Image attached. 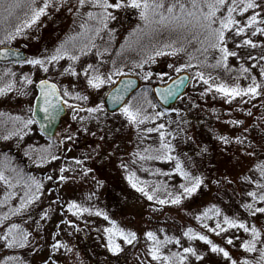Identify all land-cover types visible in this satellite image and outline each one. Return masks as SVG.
Returning <instances> with one entry per match:
<instances>
[{
	"label": "rangeland",
	"instance_id": "obj_1",
	"mask_svg": "<svg viewBox=\"0 0 264 264\" xmlns=\"http://www.w3.org/2000/svg\"><path fill=\"white\" fill-rule=\"evenodd\" d=\"M36 2L39 4L43 0H36ZM56 2L58 5L56 8L50 7L35 25L26 29L24 36L18 37L11 43V46L26 49L28 59L33 56L49 55L68 35L80 31V17L76 15L75 10H68L76 4V0H64L63 4L60 0ZM250 14L251 10L241 17L246 19ZM134 15L131 9L118 10L116 20L110 24V27L116 28L114 39H109L107 30L103 31L95 40L99 48L111 49L119 43L126 30L137 22L138 18ZM250 33L254 40L264 41V33H254L251 27ZM96 51L94 49L77 62H72L65 57L59 61V68H50L47 73L42 68L28 63L0 65V88L4 87L2 84L4 79L8 82L19 79L11 91L0 94V150H5L3 148L17 150L24 155L23 159L29 160V166L32 169L37 168L39 172L45 173L40 199L33 201L29 210L24 213L25 219L30 217L35 220L29 221L27 225L32 233L30 246L36 249L31 259L33 258L36 264H45V262L47 264H94L90 257L92 256L103 259L109 264H114L116 260H121L124 264H149V262L160 264L150 255L151 249L145 241V232L163 219L185 222L192 209L210 205L216 186L224 185L229 180L230 183H234L240 174L250 168L253 161L249 155L253 153V148L248 146L249 141H257L260 135L264 134V95L259 100L247 96L248 100L245 97H236L228 101L216 90L205 93V86L191 72L193 75L191 85L175 108L166 111L165 116L157 120L144 121L140 129H137L119 111L109 113L104 108L99 113H89L74 107L76 103H80L85 108L99 104L109 87L116 81L114 79L112 84L104 85L100 89L85 86L82 68L87 63L97 65L101 72H107L112 68L110 52L104 54V61H100ZM69 63H74L77 71L81 73L79 76L72 75L70 72L60 74ZM169 64H177L174 57L165 55L159 58L153 64L155 72L151 78L145 80L144 75L141 74L143 84L152 85L156 82L163 84L178 74L168 67ZM256 71L259 75L261 74V71ZM160 72L169 73V75L157 78L156 73ZM25 74L31 76L33 84L29 85L22 79ZM42 78H50L61 87L67 85L69 90L82 91L89 97L87 101L70 98L73 101V107H68L67 114L55 136L50 140L42 135L36 122L29 126L33 129L32 131L25 129V135L21 136L18 131L20 122L15 120L16 116L32 115L28 112V106H33L37 94L35 81ZM192 91L201 94L200 107L193 112L198 124L201 125L200 129L196 121L191 123L184 110ZM158 110L161 108H151L149 111ZM74 113L77 114L75 119ZM81 116L86 118L81 120L79 118ZM236 120L243 123L237 124ZM161 123L167 125V128L162 130L167 132L164 141L168 140L169 134L174 133L176 136L174 140L179 146L176 154L185 155V157L182 156V160L191 164L192 159L186 158L182 149L187 148L188 153L191 151L192 163H194L192 169L204 177V183L196 193L191 197L186 196L180 204L167 208L156 206L155 201L149 200L128 180L130 171H134L137 176L142 174L145 165L137 164L138 155L149 143H155L160 139L159 131L145 133L142 129L158 128ZM64 136H72V139L63 140ZM221 136L226 137L229 142L225 143L220 139ZM236 137H240V141H237ZM46 154L57 158L49 157L44 163H39L38 158L41 155L46 158ZM60 176L67 179L61 180ZM180 181L179 174H175L172 183L178 191L181 190ZM153 187L149 184V188ZM5 189L6 185L0 181V194L4 193ZM14 192L16 195L11 196L8 203L18 204L21 192L20 190ZM193 199L197 200L192 203ZM72 200L93 211L76 215L67 208V204ZM195 202H200L202 205H197ZM190 203L192 205L187 207ZM96 209L103 210L108 215L101 216ZM45 212L48 216H44ZM69 220L74 223L69 224ZM113 221L116 222L115 225ZM117 226L137 234V239L132 244L124 242L123 238H116L122 247L118 255L109 251L111 249L108 246L107 233L108 228ZM140 238L141 241H139ZM57 240L62 243L57 246L58 250L53 251L52 245ZM37 245H39L38 248ZM196 246L199 251L205 253L204 263L228 264V261L220 255L211 253L205 243L198 241ZM116 257L119 258L116 259ZM189 260L190 264L202 263V260L198 261L194 256H190Z\"/></svg>",
	"mask_w": 264,
	"mask_h": 264
},
{
	"label": "snow or ice",
	"instance_id": "obj_2",
	"mask_svg": "<svg viewBox=\"0 0 264 264\" xmlns=\"http://www.w3.org/2000/svg\"><path fill=\"white\" fill-rule=\"evenodd\" d=\"M64 0H60L63 4ZM56 0H43L42 3H37L36 0H0V57L7 59L9 56L20 57L21 53L18 49L12 48L10 45L13 41H16L18 37L26 34V29L31 28L33 25L45 15L50 7L56 8ZM27 9L23 13V18H19L17 15L18 10ZM133 10L139 17L140 23L136 24L134 28L129 31L125 38V43L121 44L120 51L123 52L125 48L132 49L139 53V59L128 58V62L132 67H128L126 64H117L116 60L111 61L112 68L107 72H101L97 65L93 63H87L82 68L83 77L85 79V86L93 89H100L104 85L112 84L114 79H119L121 76L128 72H135L137 68L144 69L145 65L155 63L157 58L163 57L166 54L172 57H177L180 53H185L186 62L169 64L168 67L173 69L175 73H180L185 69H193L194 65H210L214 67L228 68L229 56L238 55L234 50L228 47V41L233 37L229 36V30H232L236 37H241L236 40L235 43L239 45H248L253 48L259 43L261 47H264V41H257L247 35L249 28L254 29V33H264V0H190V3L182 2V0H171L166 3V0H76V4L68 8L69 11L75 10L76 15L81 19L80 31L71 33L65 40L61 41L49 55L47 56H33L30 59H19L17 63H28L33 66H37L43 69L45 73L49 72L50 68H59V61L67 57L72 62H77L82 56L91 53L96 49V55L100 61H104V54L110 52L109 47H103L102 49L95 43L97 37L101 36V33L105 30L109 33V39H114L116 28L110 27L112 21L116 20V13L118 10ZM225 10L226 14H221V10ZM251 10V14L247 15L246 19H237L236 14L248 13ZM86 18V19H85ZM14 19H19V23H13ZM94 21L95 23H91ZM168 31L169 38L164 40L160 36L163 31ZM243 34V35H242ZM84 38V39H78ZM192 41H195L199 47L193 48L192 51H188ZM213 52H216L218 59L209 60V57L213 56ZM200 57H203L201 59ZM249 59H252L250 56ZM264 59V57H261ZM9 71H11L9 69ZM70 72L72 75L79 76L81 73L77 71L74 63H69L67 67L63 68L60 72L61 75ZM195 78L198 81H203L208 87H205L204 92H212L216 90L221 95L225 96L228 101H232L236 97L243 98L244 96L256 97L264 95V81L257 79L255 75H251V83L244 86L239 82L228 83L227 81L217 77L213 79V75L206 71L201 70V67H195ZM244 72H251V69L241 64V74ZM261 74L264 75V68H261ZM144 79L148 80L154 73L149 69L143 73ZM169 73H156L157 78H162ZM22 79L29 85L34 81L29 74H25ZM39 91V95L36 100L42 102V108L44 118L46 121H55L59 118L60 113L64 111L65 106L72 108L73 101L70 99L75 97L77 100L87 101L89 97L82 91L69 90L67 85L61 87V85L54 83L50 79H40L35 81ZM185 83L184 76H178L171 85L167 88L157 89L161 93L160 99L167 100L177 94V91ZM134 84V81L127 80L121 84L119 88H113L109 93L112 102L114 104H122L119 108V112L127 118L129 122L135 125L137 129H140L141 124L144 121L157 120L160 117L165 116L167 109H161L158 111L147 112L145 110V104L150 105L153 109L157 108V104L153 103L150 99L146 98L143 102H138L137 97L133 96L130 100H125L128 95L130 86ZM15 85V81H11L10 84L0 88V94L6 91H11ZM27 95L28 93H23ZM74 107L80 111H87L89 113H99L105 108V102L101 100L99 104L85 108L80 103H76ZM35 108L32 105L28 106V112L32 113L31 116H16L15 120L20 122L19 134L25 135V129L32 131L29 127L36 122L35 120ZM245 111H248L245 109ZM76 113L73 114V118H76ZM84 120L86 117H79ZM98 118V117H97ZM235 123L240 124L243 121L236 120ZM167 128L166 124H159L158 128H144L143 132L159 131L161 144L159 149L153 146V150L157 153L155 158L159 160H172V149L174 145L172 143H165L166 131H162ZM44 129V125L41 124V130ZM72 136H64L63 140H71ZM220 139L225 143L229 141L226 137L221 136ZM240 141V137L235 138ZM246 151V149H245ZM253 155L255 153H252ZM51 159H56V156L49 154ZM7 159V158H6ZM45 157L41 155L38 158L39 163L45 162ZM75 159V158H74ZM143 159V156L141 157ZM177 164L172 171L179 172V174L185 178V183L180 184L182 191L168 192L167 186L164 187V191L167 192L166 196L158 194L160 185L157 184L155 188H149L147 181L141 180L137 177L134 171H130L128 174V180L132 182L134 188H138L141 193H144L149 200H157L159 204H180L185 197H191L194 193L200 189L204 183L203 175H194L191 171L184 167L183 161L179 156L175 157ZM66 167V166H65ZM126 167V166H125ZM260 169V174L264 175V161L255 165ZM15 171V169H13ZM87 170V169H86ZM63 172V168L61 169ZM159 171V170H158ZM51 179V177H48ZM61 180L67 179V177L60 176ZM244 179H251V177H244ZM0 181H3L5 185L15 187L16 184L25 183L29 185L28 191L25 192L23 197H20V203L8 208V211L0 212V226H5L9 217H15L18 214L23 215L29 210V206L33 201L41 195L40 189L43 188V184L35 177H29L27 180H22L19 176L15 179L12 176L7 175L4 171L0 170ZM254 183H260L254 181ZM32 186H35V190H32ZM9 195H16L15 192L5 193L7 198ZM255 198L254 201L245 203L243 207L247 209L251 216H255L256 213L264 214V206H257V202H264V192L252 191L250 193ZM59 199V198H58ZM0 203H8V200L0 201ZM155 207V206H154ZM67 208L80 215L84 212H91L93 209L81 205L76 200H72L67 204ZM101 216H107V212L96 209ZM216 217L215 225L208 223L209 215ZM44 216H48L45 212ZM30 218V217H29ZM197 219L200 220L204 227L210 229L212 233H223L228 228L243 229L245 233L250 234V237L244 239L240 247L246 250L247 253H259L258 258H251L248 255L243 256V264H264V230L258 227L254 221L240 218L237 216H230L228 214L222 215V210L216 204L210 205L205 211L201 212ZM69 224L74 223L69 220ZM115 221L113 224L115 225ZM109 247L112 252L117 253L122 251L121 244L116 241L115 236L123 237L124 241L128 244H132L137 239V234L131 230H125L120 227H110L107 229ZM114 234V235H113ZM145 235L153 241L149 245L151 252L150 255L160 264H190L189 256H194L196 260H202L205 256L203 251H199L194 246L184 247L182 251L165 252L163 251L164 245L169 240H174L177 244L180 243V238L177 236L169 237L165 234L164 239L161 240L157 233L153 230H148ZM183 235L189 238H199L201 241H205L213 253L222 254L227 259L228 264H240L227 247H223L220 243L215 242L210 235L203 231H197L189 227ZM32 233L23 226L22 223L8 222L6 226L0 231V242L3 243L6 249L24 248L30 245ZM228 244H232L236 239L233 235L226 237ZM62 242L57 240L52 245L53 251L58 250L57 246ZM261 247H257V245ZM37 248L39 245L36 246ZM36 249L34 248L33 251ZM70 251V249H69ZM28 264L22 258H18L16 255L5 256L3 260H0V264ZM47 264V262H45ZM151 264V262H149Z\"/></svg>",
	"mask_w": 264,
	"mask_h": 264
},
{
	"label": "trees",
	"instance_id": "obj_3",
	"mask_svg": "<svg viewBox=\"0 0 264 264\" xmlns=\"http://www.w3.org/2000/svg\"><path fill=\"white\" fill-rule=\"evenodd\" d=\"M168 2H171V0H166V3H168ZM182 2L190 3V0H182ZM25 11H27V9L22 8V9L18 10L17 15L19 16V18H21V19L23 18V13ZM131 11L133 13H135L133 10H131ZM221 14H226L225 10L222 9ZM134 16L136 18H138L137 22L133 23L132 27L130 29L126 30V32L122 36V39L119 41V43L115 44L111 48L110 57H109L110 63L113 59H115L118 65L119 64H126L128 67H132V65L128 62V58L129 57H131L132 59H139L140 58L138 52H136L132 49H128L127 47L125 48V50L123 52L120 51V46H121V44L125 43V38L127 37L129 31H131V29L134 28L136 26V24L140 23L138 15L135 13ZM236 16H237V19H242L241 16H243V14L237 13ZM13 23H19V19H14ZM0 27L2 28V25H0ZM228 35L233 37L232 40L228 41V47L231 50H234L238 53V55L229 56L228 68H225L223 66L214 67V66H210V65H194V68L195 67H201V70L206 71L208 73H211L213 75L214 80L217 77H219L220 79H223L230 84L239 82L241 85H244V84L248 85L249 83L252 82L250 79L251 75H255L257 77V79L264 80V75H262V74L259 75L258 71H256V70L261 71V68H264V59H261V57H264V47H261L259 43L257 44V46L255 48L248 46V45H239L238 46L235 43V41L240 39L241 37H236L232 30H229ZM247 35L253 39V36H251V33H250V28L247 32ZM262 35L263 34H261V36ZM160 37H162L164 40H167L169 38L168 31L165 30L162 33H160V36L158 38H160ZM196 47H199V45L195 41H192L191 45L188 48V51H192V49L196 48ZM256 49L258 51H255ZM166 55H168V54H166ZM250 56L252 57V59H249ZM159 58H161V57H159ZM159 58H157V60ZM200 58L203 59V57H200ZM174 59L176 60V63L186 62V55H185V53H180L177 57H174ZM213 59H218V55L216 52H213V56L209 57L210 61ZM153 64L154 63L145 65L144 69L137 68L135 72L139 73V74H143L144 71L149 70V69L152 72H155ZM241 64L250 68L251 72L250 73L244 72L243 74H241ZM0 65L12 66L13 63L0 64ZM194 68L193 69H185V70H188V71L195 74ZM3 81H4V83H2V84H4L3 86L11 83V81L8 82L6 79H4ZM17 81H19V79L15 81V84ZM201 83L203 84V86L208 87V85H206L203 81H201ZM145 90H147L146 98L150 99L153 103L157 104V107H159L158 103L156 102V100L153 97L151 88L149 86L143 87L134 95L137 97V101L143 102V100L145 99ZM200 97H201V94L199 92L192 91V94L189 97L188 105H186L184 108L185 112H187L186 113L187 116L191 120V123L192 122L194 123V121L197 122V119L194 116L193 112L196 111L197 109H199V107H200L199 104L202 101V99ZM244 97L246 100L249 99V98H247V96H244ZM254 98L256 100H259L262 98V96H256ZM151 108L152 107L150 105L145 104V110L147 112H150L149 110ZM174 108H175V106L172 107L171 109H169L168 111H171ZM196 124L198 125L197 127L200 129L201 125L198 124V122ZM169 135L167 137L168 140H166L164 142L165 143H172L174 145V147L172 149V155H173L172 160H159V159L155 158L157 153L153 150V146H155L156 149H159V145L161 144V143H159V141H161V139H159L155 143H149L146 146V148L143 150V152L138 155L139 159L137 161V164H143L144 163V165H145L144 169L142 171V174L140 173L139 174L140 176H137V177H139L143 181H147L148 187L150 184L151 187L154 186L153 188H155V186L157 184H159L160 188H159L158 194L161 196L167 195V192L164 191L165 186H167L168 192H177L178 191V189H176L175 186H173L172 181H173L174 175L179 174V172L172 171V169H174L176 167V164H177V161L175 159L176 156H179L181 161H183L182 156L185 157V155H181V154L177 155L176 154V151L179 147L177 145L176 141L174 140V138L176 136L174 133H171ZM248 146L253 148V153H255L254 155L252 153L249 155L253 161V163L250 165V168L248 170H246L244 173L240 174L238 176V179H235L234 183H230L229 182L230 180H229L228 182L224 183V185L221 184L219 187L216 186L215 190H214V194H212L213 201L210 203V205H212V204L218 205L220 207V209L222 210V215L223 214H228L230 216H237L238 215L240 218H244V219H248L250 221H254L258 227H261L262 230H264V214L256 213L255 216H251L248 213L247 209H245L243 207V205L245 203H248V202L255 200V198L250 195V193L252 191H256L258 193L264 192V175H261L260 169L255 167V165L261 163V161H264V134H261L260 138L257 141L250 140ZM186 149L187 148L183 147L182 153L186 154V158L192 159V161L190 160L192 165L189 162L186 163L187 161H183L184 167L186 169H188L189 171H191L194 175H199L198 173H196L192 169V166L194 165V163H192L193 162V158H192L193 154L191 151L188 153V151ZM142 156H143V159H141ZM26 161H28V160L21 158V156H19L13 150L10 152L5 151V150H0V170L4 171L9 176H12L14 179L17 176H19L22 180H27L29 177H35V178L38 177L39 178L38 180H40L42 182V180L44 178V176H43L44 174L39 172V170L37 168L32 169L29 166V161L28 162H26ZM13 169H15V171ZM244 177H251V179H244ZM179 179L181 180L180 184L186 182L185 178L182 177L180 174H179ZM254 181H259L260 183H254ZM28 189H29V185L25 184V183L16 184L15 187H10L9 185H6V189H5L6 191H4V193L0 194V201H4L5 199H7L9 202V199L12 195H9L6 198L5 193L6 192L12 193L14 191L17 192V190H20V192H21L20 196H19V199H20V197H23L25 195V192L28 191ZM32 190L33 191L35 190V186H32ZM210 190H211V188H210ZM179 191H182V189ZM40 192L42 194L43 188L40 189ZM212 193H213V191H212ZM40 196H38L36 200L40 199ZM195 200H197V199H193L192 203H194L193 201H195ZM153 201H155L156 206H160L162 208H165V207L167 208V207H171L174 205V204H163V205H161V204H159V202L157 200H153ZM19 203H20V201H19ZM156 203H158L159 205ZM18 204L0 203V212L6 213L8 211L9 207H11L13 205H18ZM195 204L202 205V203H200V202L199 203L195 202ZM189 205L191 206L192 204L191 203L188 204L187 207ZM210 205L205 206L204 208L192 209L189 212V217H187L185 222H181L180 220L179 221H177V220L172 221V220H168V219H166V220L163 219V221H159V223L155 227H153L152 229H149V230L155 231L161 240L164 239L165 234H167L169 237L177 236L180 238L179 244H177L174 240H169L163 247V251H165V252L182 251V249L184 247H188V246L197 247L196 242H198V241L205 243L210 249V246L205 241H201L198 237L197 238H189L188 236L183 235V233L189 227H191L197 231L205 232L206 234L210 235L211 238L215 242L220 243L223 247H227L230 250V252L232 253L233 257H235L238 261H240V264H243V256H245V255H248L251 258H258V256H259L258 252L257 253H247L246 250H244L243 248L240 247L243 240L250 237V234L245 233L243 231V229L228 228L226 232L217 234V233H212L210 231V229H207L204 227V224L200 220L197 219V216L201 212L205 211V209H207ZM257 206H264V202H257ZM200 207H202V206H200ZM215 220H216V217L211 216V214H210L209 218H208V223H210L214 226ZM29 221L33 222L35 220H33L32 218H29V217H27V219H25L24 214L23 215L18 214L15 217H9V219L6 221V224L8 222L22 223L23 226L29 230V228L27 227ZM35 223L38 225L37 222H35ZM6 224H5V226H6ZM5 226H0V231H2ZM29 231H31V230H29ZM228 235H233L236 237V239L233 240L232 244H228V242H227L226 237ZM114 238L116 239V238H123V237L114 235ZM144 238H145V241H146L148 246L151 243H153V241H151L146 235H144ZM123 241H124V239H123ZM139 241H141V238L139 239ZM124 242H126V241H124ZM257 247L259 248V247H261V245L258 244ZM109 251H111V250H109ZM117 253L119 254V252H117ZM117 253H114V254H117ZM211 253H213V252L211 251ZM32 254H33V247L30 245L27 247H24V248L6 249V248H4L3 243L0 242V260H3L5 256L16 255L18 258H22L24 261H27L28 264H36L33 262V258L31 259ZM213 254L215 255V253H213ZM216 254L223 257L222 254H219V253H216ZM90 257H91L92 261L94 262V264H109V263L103 261V259H97L95 257L93 258L92 256H90ZM117 258H119V257H116V259ZM189 258H190V256H189ZM224 259L227 260L226 258H224ZM204 262H205V260L203 259L202 263L198 262V264H207ZM158 263H160V262L158 261ZM11 264H15V262H11ZM114 264H124V263L121 260L120 261L116 260V261H114ZM208 264H210V263H208Z\"/></svg>",
	"mask_w": 264,
	"mask_h": 264
},
{
	"label": "water",
	"instance_id": "obj_4",
	"mask_svg": "<svg viewBox=\"0 0 264 264\" xmlns=\"http://www.w3.org/2000/svg\"><path fill=\"white\" fill-rule=\"evenodd\" d=\"M2 47V46H1ZM12 47V46H11ZM15 48V47H12ZM18 49V48H15ZM21 53L20 57H16V56H9L7 59L0 57V62H7V61H17L19 59H24L27 58V52L23 49H18ZM178 76H184L185 77V83L183 84V86L177 91V94L175 96L170 97L167 100H161L160 99V95L161 93L159 91H157V89H163V88H167L169 85L172 84V82L178 77ZM132 80L134 81V84H132L130 86L128 95L125 97V100H128L131 95L136 92L139 87L141 86V78L138 75L135 74H124L123 76H121L116 83L107 91L105 97H104V102H105V106L106 109L108 111H116L117 109H119L122 104H114L112 102L111 96L109 95V93L112 91L113 88H119L121 86V84L127 80ZM190 80H191V74L187 71L181 72L179 73L177 76L173 77L169 82H167L166 84H154L152 89H153V94L156 98V100L164 107V108H169L171 107L173 104H175L179 97L181 95H183L188 87V85L190 84ZM55 83V82H54ZM38 89V88H37ZM38 95H39V91H38ZM37 95V96H38ZM34 108H35V120L37 121L40 129H41V124L44 125V129L42 130L43 133H45L47 136L52 137L55 135L56 130L60 124L61 118L62 116L66 113V106L64 108V111L62 113H60V116L58 119H56L55 121H46L44 118V113H43V108H42V102H39L35 99V103H34Z\"/></svg>",
	"mask_w": 264,
	"mask_h": 264
}]
</instances>
